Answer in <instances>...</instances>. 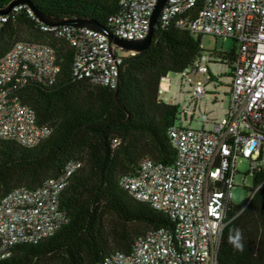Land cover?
I'll list each match as a JSON object with an SVG mask.
<instances>
[{
  "label": "built area",
  "instance_id": "1",
  "mask_svg": "<svg viewBox=\"0 0 264 264\" xmlns=\"http://www.w3.org/2000/svg\"><path fill=\"white\" fill-rule=\"evenodd\" d=\"M155 3L118 0V10L107 19L108 29L127 39L144 38ZM21 7L0 15V24ZM173 23L194 37L233 39L235 60L232 69L222 64L211 72L215 59L201 41L200 56L176 74V84L186 98L175 103L179 105L178 120L168 130L176 149L173 163L164 165L145 157L134 173L118 179L119 186L134 199L165 213L172 228L149 230L136 239L129 253L113 251L93 264H218L223 230L235 205L231 189L239 173L237 161L247 159L252 176L264 170V0H168L157 25L165 29ZM40 24L42 31L63 39L73 49L72 76L76 80L117 86L123 63L118 50H125L111 45L96 30ZM59 71L56 49L43 42L17 41L0 57V141L31 148L50 135L51 129L38 123L35 111L14 89L29 81L52 84ZM163 82L166 87L161 86ZM170 83L169 75L160 80L159 96L164 101L170 100L166 96ZM209 87L219 96H227L228 106L216 118L201 110L202 127L193 128L189 119ZM79 165L71 160L58 177L34 188H13L0 198V260L9 258L15 245L37 243L68 221L60 197ZM259 186L249 188L247 201Z\"/></svg>",
  "mask_w": 264,
  "mask_h": 264
},
{
  "label": "trees",
  "instance_id": "2",
  "mask_svg": "<svg viewBox=\"0 0 264 264\" xmlns=\"http://www.w3.org/2000/svg\"><path fill=\"white\" fill-rule=\"evenodd\" d=\"M11 0H0V8ZM55 17L92 18L107 28L118 0H28ZM22 6L0 24V57L20 40L43 42L56 49L60 71L52 84L29 81L14 89L36 113L50 135L34 147L0 141V198L13 188H34L58 177L71 160L80 163L60 197L68 221L37 243L15 245L0 264H93L113 251L129 253L147 231L172 228L163 212L134 199L118 183L134 173L141 159L173 163L176 149L168 136L178 120L179 105L159 96L162 77L179 73L200 56L201 37L174 23L157 25L150 46L126 51L115 88L94 85L72 76L73 49L61 38L41 30ZM235 42V41H234ZM237 44L229 51H211L213 58L232 69ZM254 187L246 202L233 205L223 230L218 264H264V170L254 173ZM241 234L243 250L231 242Z\"/></svg>",
  "mask_w": 264,
  "mask_h": 264
},
{
  "label": "water",
  "instance_id": "3",
  "mask_svg": "<svg viewBox=\"0 0 264 264\" xmlns=\"http://www.w3.org/2000/svg\"><path fill=\"white\" fill-rule=\"evenodd\" d=\"M168 0H156V3L153 7L150 21L149 29L147 35L142 39H127L114 35L106 26L99 23L98 21L92 18L86 17H55L49 14H46L40 10L35 9L28 0H11L5 7L0 8V15H6L11 12V10L16 6H27L30 9V12L34 18L45 25L48 26H73V27H85L92 30L99 31L107 36L111 45L120 47L125 51H131L134 53L141 52L146 50L152 41L153 34L157 25V22L160 17L161 10L166 5Z\"/></svg>",
  "mask_w": 264,
  "mask_h": 264
},
{
  "label": "rangeland",
  "instance_id": "4",
  "mask_svg": "<svg viewBox=\"0 0 264 264\" xmlns=\"http://www.w3.org/2000/svg\"><path fill=\"white\" fill-rule=\"evenodd\" d=\"M203 48L205 51H229L235 45L233 39H222L212 35H206L202 39ZM118 53L124 55V51H119ZM169 77L172 79H176L175 73H170ZM227 79L224 77V82ZM237 169L239 173H237L234 177L235 186L231 189V201L238 205L246 202L248 198V190L252 188L254 185L253 176L248 173L249 170V162L247 159H239L237 161ZM246 174L245 180L243 179V175ZM244 185H243V184Z\"/></svg>",
  "mask_w": 264,
  "mask_h": 264
},
{
  "label": "crops",
  "instance_id": "5",
  "mask_svg": "<svg viewBox=\"0 0 264 264\" xmlns=\"http://www.w3.org/2000/svg\"><path fill=\"white\" fill-rule=\"evenodd\" d=\"M221 66L222 64L220 62L214 60V62L211 64V72L218 71L221 68ZM213 95H217V96L213 98ZM166 96L170 98L169 101H166L168 103H177V102L181 103L186 98V95L179 90V87L176 84V79H172V78ZM227 106H228L227 96H219V94L216 93V90L214 88L209 87L207 96L197 103L194 114L192 118L189 119L188 124L193 128H201L202 122L198 118V113L201 110H205L210 114L211 117L216 118L224 114Z\"/></svg>",
  "mask_w": 264,
  "mask_h": 264
},
{
  "label": "clouds",
  "instance_id": "6",
  "mask_svg": "<svg viewBox=\"0 0 264 264\" xmlns=\"http://www.w3.org/2000/svg\"><path fill=\"white\" fill-rule=\"evenodd\" d=\"M241 240V234L239 232L236 233L235 237L231 239V242L234 244V246L239 249L243 250V246L240 243Z\"/></svg>",
  "mask_w": 264,
  "mask_h": 264
},
{
  "label": "bare ground",
  "instance_id": "7",
  "mask_svg": "<svg viewBox=\"0 0 264 264\" xmlns=\"http://www.w3.org/2000/svg\"><path fill=\"white\" fill-rule=\"evenodd\" d=\"M161 86H162V87H165V86H166V84L163 82V83L161 84Z\"/></svg>",
  "mask_w": 264,
  "mask_h": 264
}]
</instances>
